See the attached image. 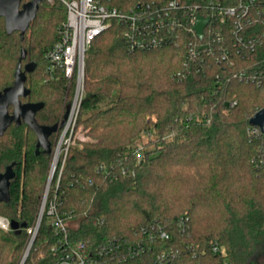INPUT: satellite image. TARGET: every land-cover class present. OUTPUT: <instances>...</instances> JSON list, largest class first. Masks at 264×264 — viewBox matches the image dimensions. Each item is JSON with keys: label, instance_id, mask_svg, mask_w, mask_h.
<instances>
[{"label": "trees", "instance_id": "obj_1", "mask_svg": "<svg viewBox=\"0 0 264 264\" xmlns=\"http://www.w3.org/2000/svg\"><path fill=\"white\" fill-rule=\"evenodd\" d=\"M66 18L58 0H44L24 34H9L0 17V92L13 86L19 65L25 71L35 64L26 73L30 94L20 100L44 103L36 114L44 126L62 121L73 95L63 77L44 82L47 52ZM203 58L190 60L174 45L131 52L117 24L93 40L77 120L88 141L60 155L51 190L72 216L75 240L139 239L144 227L162 226L170 239L154 241V251L141 257L147 264L171 250L161 264H264V135L250 124L264 108V85L240 77L264 69V54L234 53L233 63ZM58 137H49L51 153L37 152L38 138L24 122L0 137V173H14L0 216L20 225L0 229V264H18L23 255ZM51 232L43 220L26 264H48L44 239ZM216 243L223 253L213 252Z\"/></svg>", "mask_w": 264, "mask_h": 264}, {"label": "built area", "instance_id": "obj_2", "mask_svg": "<svg viewBox=\"0 0 264 264\" xmlns=\"http://www.w3.org/2000/svg\"><path fill=\"white\" fill-rule=\"evenodd\" d=\"M67 8L66 21L59 28V39L47 52L48 66L44 82L63 77L72 86L73 95L68 104V116L60 129L61 138L54 162L43 191L35 222L26 228L27 244L18 264H26L33 245L40 234L43 220L52 229L44 239L47 247L48 264H147L143 254L154 251V241H167L169 232L162 226L143 228L137 239L107 238L96 244L77 241L70 234L68 222L71 215L60 209L61 204L52 196V183L57 174L58 150H68L77 125L78 114L84 94L85 57L93 40L117 24L129 51L154 50L163 46H183L190 60L200 59L207 54L220 62L233 63V55H246L261 51L264 54V0H58ZM44 2V1H43ZM53 5L55 0H45ZM209 18L200 38L194 26L197 18ZM246 78L258 87L264 85V69L259 66ZM236 101L230 102L234 107ZM65 112V114H66ZM64 114V116H65ZM63 116V119H64ZM62 119V120H63ZM253 134H262L253 126ZM65 159L58 173L61 177ZM56 163V164H55ZM260 163L264 166V149ZM183 225V219L179 226ZM0 229L12 230L11 221L0 216ZM213 252L223 253L218 244ZM173 251H163L157 262L165 261ZM39 258H45L40 252ZM143 260V261H141ZM161 264V263H160ZM224 264H228L225 262Z\"/></svg>", "mask_w": 264, "mask_h": 264}, {"label": "water", "instance_id": "obj_3", "mask_svg": "<svg viewBox=\"0 0 264 264\" xmlns=\"http://www.w3.org/2000/svg\"><path fill=\"white\" fill-rule=\"evenodd\" d=\"M44 0H30L21 5L22 0H0V17L4 18L6 30L9 34L19 31L24 34L35 20L40 5ZM209 22V18L199 16L194 29L198 37L202 38L204 29ZM25 56V53L23 54ZM35 64L26 67L25 71L19 65L15 73V82L13 86L0 92V137L4 132L15 123L17 125L24 122L37 136V152L42 148L45 152L51 153L49 137L65 125L68 110L64 119L56 125H40L36 120V114L40 111L44 103H22L21 98L28 97L29 88L26 87L27 72L33 71ZM12 107V112L9 108ZM252 126L260 128L264 134V108L259 110L250 119ZM14 173L12 167H7L5 172L0 173V202H9L10 200V180ZM11 227L17 230L20 225L12 221Z\"/></svg>", "mask_w": 264, "mask_h": 264}, {"label": "rangeland", "instance_id": "obj_4", "mask_svg": "<svg viewBox=\"0 0 264 264\" xmlns=\"http://www.w3.org/2000/svg\"><path fill=\"white\" fill-rule=\"evenodd\" d=\"M28 2V1H27ZM29 85L27 84V87ZM72 92V91H71ZM73 94V92H72ZM70 102V101H69ZM61 130H59V137H58V141H56V145L54 146V153L57 151V148H58V144H59V140L61 138ZM73 140L71 141V144L74 145L75 142L77 140H80V141H88V138L84 135V131H83V128L81 126L75 127V130L73 132ZM148 141V138L145 136L143 137V139L139 142V147L142 149L144 147V144ZM63 147H60L59 150H58V162H57V165H56V169L58 168V164H59V160H60V155L63 153ZM53 162H54V155H53ZM53 162H52V166H53ZM56 164V163H55ZM52 168V167H51ZM57 171V170H56Z\"/></svg>", "mask_w": 264, "mask_h": 264}]
</instances>
